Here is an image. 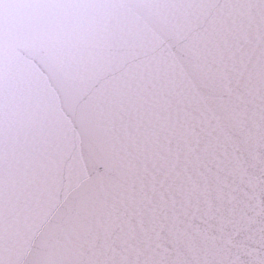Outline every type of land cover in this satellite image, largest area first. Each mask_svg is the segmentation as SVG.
Wrapping results in <instances>:
<instances>
[{
  "label": "snow or ice",
  "instance_id": "1",
  "mask_svg": "<svg viewBox=\"0 0 264 264\" xmlns=\"http://www.w3.org/2000/svg\"><path fill=\"white\" fill-rule=\"evenodd\" d=\"M0 264H264V0H0Z\"/></svg>",
  "mask_w": 264,
  "mask_h": 264
}]
</instances>
